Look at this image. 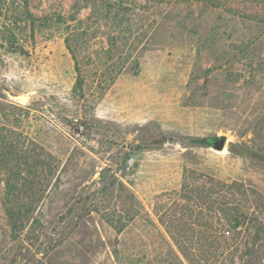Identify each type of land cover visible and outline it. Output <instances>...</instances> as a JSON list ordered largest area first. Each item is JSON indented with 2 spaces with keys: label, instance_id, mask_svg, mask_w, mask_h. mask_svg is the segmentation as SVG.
<instances>
[{
  "label": "rangeland",
  "instance_id": "1",
  "mask_svg": "<svg viewBox=\"0 0 264 264\" xmlns=\"http://www.w3.org/2000/svg\"><path fill=\"white\" fill-rule=\"evenodd\" d=\"M10 1L0 4V122L52 171L46 187L18 194L36 205L13 235L0 167V264H189L154 210L157 195L180 190L186 169L191 184L199 174L244 183L259 195L248 213L264 223V0H135L137 66L129 61L96 102L71 93L64 25L32 33ZM74 1L29 7L67 15ZM105 31L95 28L91 52ZM208 136H224L223 149L193 141ZM204 212L215 233V206ZM247 232L217 264H264V230L256 235L251 223ZM208 245L204 264H216ZM246 247L256 260L246 261Z\"/></svg>",
  "mask_w": 264,
  "mask_h": 264
},
{
  "label": "trees",
  "instance_id": "2",
  "mask_svg": "<svg viewBox=\"0 0 264 264\" xmlns=\"http://www.w3.org/2000/svg\"><path fill=\"white\" fill-rule=\"evenodd\" d=\"M4 2L0 0L1 6ZM10 2L11 5L16 4L17 9L13 6L15 10H12L15 16L25 21L32 33L35 29L48 30L55 24L64 25V44L75 71L71 93L76 98L90 102L100 100L129 61L137 66V59L132 58L139 43V31L135 25L138 4L135 0H75L67 15L54 13L41 16L33 14L29 0ZM82 8H89L84 19L78 16ZM100 25L106 27L103 32L106 44L93 53L88 43L95 35V28ZM5 30L9 32L8 28ZM7 39L11 41L9 37ZM5 121L0 122V167L6 174L7 188L4 207L12 234L17 235L31 218L36 205L33 197L19 200L18 194L27 191L31 195L35 186L46 187L52 168L41 153L33 154L31 149L24 151L18 147L17 138L11 137ZM217 139V136H208L194 138L193 141L210 146ZM38 165L41 170H38ZM191 173L194 172L183 171L179 191L163 192L156 196L155 214L189 264H204L209 242L216 243L217 264L225 249L239 245L241 240L238 239L248 235L247 229L251 223H254L256 235L264 230V223L257 218L252 220L248 213L250 204L259 195L242 182H223L204 174H199L198 178L195 176L196 183L191 184L188 181ZM173 195H177L175 200ZM187 200L190 205L186 209ZM212 205L216 211L215 233L209 232L204 212L209 211ZM254 253L255 250L246 247L245 254L249 255L246 261H253V257L256 260Z\"/></svg>",
  "mask_w": 264,
  "mask_h": 264
},
{
  "label": "water",
  "instance_id": "3",
  "mask_svg": "<svg viewBox=\"0 0 264 264\" xmlns=\"http://www.w3.org/2000/svg\"><path fill=\"white\" fill-rule=\"evenodd\" d=\"M9 96L15 100H22L21 97L24 96L23 94H17V95H11L9 94ZM225 145V137L222 136L220 138H218L217 140H215L210 146L216 150H222L223 147Z\"/></svg>",
  "mask_w": 264,
  "mask_h": 264
},
{
  "label": "bare ground",
  "instance_id": "4",
  "mask_svg": "<svg viewBox=\"0 0 264 264\" xmlns=\"http://www.w3.org/2000/svg\"><path fill=\"white\" fill-rule=\"evenodd\" d=\"M21 99H22L21 101H26L27 97L24 95V96L21 97Z\"/></svg>",
  "mask_w": 264,
  "mask_h": 264
}]
</instances>
